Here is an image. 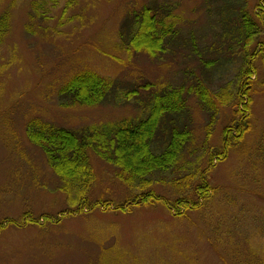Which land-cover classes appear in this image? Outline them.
<instances>
[{
  "label": "rangeland",
  "instance_id": "374dc122",
  "mask_svg": "<svg viewBox=\"0 0 264 264\" xmlns=\"http://www.w3.org/2000/svg\"><path fill=\"white\" fill-rule=\"evenodd\" d=\"M33 1L42 0H0V16L7 10L12 14L9 33L0 46V264H223L209 239L220 245L229 237L224 225L232 213L239 217L229 243L240 252L249 249L250 263L264 260L260 252L264 250V196H248L237 187L249 172L260 175L253 172L248 157L264 135V60L255 61L258 72L250 80L253 103L242 117L249 119L252 130L226 161L217 156L210 167L204 153L215 152L221 145L223 129L234 117L239 120L233 113L237 110L221 112L208 139L205 110L194 95L189 98L195 139L185 151L186 160H181L175 172L153 177L152 190L167 200V206L117 211V205L143 192L138 185L124 186L115 176L116 168L94 153L95 181L89 190L75 182H63L27 136L32 119L68 129L95 125L104 129L135 120L148 113V94L142 89L148 84L152 92L184 82L190 88L196 78L207 75L213 91L227 89L235 97L243 61L236 58L213 70V75H204L199 59L189 50L190 41L196 39V50L204 55L212 46L221 48L224 31L218 10L225 7L231 20L237 21L245 14L253 16L257 9L264 13V0H75L67 14L69 0H47V18L32 22ZM144 5L172 8L181 30L179 41L185 45L170 47L162 60L146 53L130 58L117 46L128 14ZM261 29L262 41L263 24ZM85 69L116 81L120 85L118 98L98 107H62V85ZM134 88L139 89V96L126 100V92ZM256 160L263 173L264 158ZM203 178L215 187L217 196L205 202L201 211L177 206L183 213L177 217L171 206L179 199L198 201L196 187ZM185 179L193 185L185 186ZM246 183L253 188L252 183ZM101 202L109 203L110 211L101 204L95 207Z\"/></svg>",
  "mask_w": 264,
  "mask_h": 264
},
{
  "label": "trees",
  "instance_id": "16d2710c",
  "mask_svg": "<svg viewBox=\"0 0 264 264\" xmlns=\"http://www.w3.org/2000/svg\"><path fill=\"white\" fill-rule=\"evenodd\" d=\"M74 1H68L65 13L71 9ZM50 3L56 4L55 1ZM258 7H260L259 4ZM218 11L222 17L220 23L224 31L221 36V48L216 49L212 46L205 51L207 54L204 55L196 50V39H192L190 41L192 47L189 50L199 59L204 75L207 73L213 75L214 71L226 66L223 63H231L236 58L243 61L235 97L227 89H223L220 93L213 91L212 81L206 75L203 79L196 78L194 85L190 88H186L185 82L175 88L163 87L157 92H152L149 84L142 87L148 94L145 101V111L148 110V113L135 120H123V122L110 124L104 129L95 128L96 125L81 129H68L41 119H32L27 124L28 139L32 145L44 153L55 175L59 176L63 182L68 184L75 182L80 184L82 189L89 190L95 181L91 165V154L94 153L102 161L116 168L115 176L120 183L129 188L138 185V188L143 191L124 205H117L115 208L117 211H125L129 207L130 212L135 206L150 207L157 204L167 206V200L161 199L152 190L155 182L153 177L156 174L175 172L179 169L181 160H186L185 151L195 139L189 106V98L193 95L208 117L206 126L208 139L215 131L221 112L232 108V110H237H233V113L239 117V120L234 117L232 122L223 129L222 143L214 149L215 152L205 151L204 156H207L210 167L213 166L217 156L221 157L220 160L226 161L231 152L235 153L236 148L246 142L245 136L252 130V125L249 119L244 121L242 117H246L253 103L254 84L250 80L256 77L258 72L255 68V61L258 58L264 60V40L261 41V34L259 35L262 31V24L264 25V13L256 12L257 9L253 16L245 14L237 21H232L225 7ZM49 12L50 7L47 0L33 1L29 19L33 22L38 18H47ZM11 19L12 14L9 10L0 16V46L9 33ZM28 27L30 29L31 24ZM118 34L117 46L128 57L146 53L151 58L162 60L165 54H169L170 47L185 45L179 41L181 30L178 28L177 18L172 14V8L168 7L144 5L139 11H132L128 14ZM255 42L258 44L251 51ZM190 43L188 42L189 46ZM214 54H216L214 58L208 59L209 55L214 56ZM185 80L187 81L188 78ZM119 88L120 85L113 79L85 69L76 72L62 85L59 98L64 108L98 107L109 100L118 98ZM137 96H139V89L134 88L131 92H126L125 99L131 100ZM252 150L254 151L250 154L251 158H248L252 162L253 172L259 171L260 175L251 176L249 172L245 176L246 179L242 184H237V187L245 195L263 197L264 194L261 192L264 190V172L260 170L261 163L256 159L264 158V135H261L256 147ZM204 180L196 187L197 193L200 191L198 201L179 199L171 206L177 217L183 214L181 208H178L179 205L188 211H201L205 202L217 196L218 192L215 187L209 185L207 179ZM184 181L185 186L193 185V181L192 183H187L186 179ZM246 181L252 183V189H249ZM100 204L110 211L109 203L101 202L95 207ZM190 205L192 208H189ZM254 209L258 211L257 208ZM225 215L227 216L226 212ZM238 217V214L232 213L227 219V224L224 225L228 229V240L218 245L210 238L209 244L220 255L223 264H264L262 258L250 263L251 251L249 252V249L242 250L241 248L240 252L238 248L229 243L230 235L235 230L234 223ZM233 241L236 242L235 236ZM260 252L264 255L263 249Z\"/></svg>",
  "mask_w": 264,
  "mask_h": 264
}]
</instances>
